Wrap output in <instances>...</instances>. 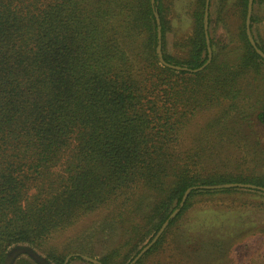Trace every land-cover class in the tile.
Returning <instances> with one entry per match:
<instances>
[{"label":"trees","instance_id":"trees-1","mask_svg":"<svg viewBox=\"0 0 264 264\" xmlns=\"http://www.w3.org/2000/svg\"><path fill=\"white\" fill-rule=\"evenodd\" d=\"M204 2L196 0L184 64L163 51L169 23L158 0L159 24L150 0H0V264L14 250L31 260L20 257L21 263L92 264L84 258L93 256L86 238L67 253L41 257L35 249L110 204L120 223H102L133 242L128 261L135 245L149 235L150 241L167 220L137 264L158 248L194 193L234 189L196 187H264L262 176L234 175L219 164L228 157L204 147L219 131L220 116L199 128L196 146L182 145L191 117L234 99L237 80L261 59L243 31L238 62H217L211 50L196 72L160 64L158 26L167 63H205ZM187 188L183 206L170 216ZM116 251L98 261L122 264Z\"/></svg>","mask_w":264,"mask_h":264},{"label":"rangeland","instance_id":"rangeland-1","mask_svg":"<svg viewBox=\"0 0 264 264\" xmlns=\"http://www.w3.org/2000/svg\"><path fill=\"white\" fill-rule=\"evenodd\" d=\"M158 2L169 23L163 51L185 64L190 53L187 44L193 32L196 0ZM246 8L244 0H209L207 32L217 62L230 65L241 60L246 45L243 38ZM249 26L256 46L264 53V0H252ZM258 61L260 65L247 68L237 80L234 99H222L218 108L195 113L183 134V146H196L199 128L220 116L219 131L210 137L213 141L203 146L216 149L223 158L228 157L219 163L220 166L242 178H264V60ZM231 188L234 189L194 193L174 224L166 230L158 248L137 264H264V192ZM115 213V207L110 204L85 214L73 225L50 235L35 251L41 257L46 252L67 253L86 238L93 253L91 258L98 260L103 253L115 249L114 260L125 264L133 242L125 238L123 231L117 229L114 234L102 223L108 220L119 224ZM134 221H140L139 213ZM149 237L135 248L140 250ZM20 257L31 262L26 254L19 253L11 264H27L21 263ZM69 264L87 263L75 259Z\"/></svg>","mask_w":264,"mask_h":264},{"label":"water","instance_id":"water-1","mask_svg":"<svg viewBox=\"0 0 264 264\" xmlns=\"http://www.w3.org/2000/svg\"><path fill=\"white\" fill-rule=\"evenodd\" d=\"M150 3L152 6V9H153V13H154L156 23L159 24L158 14L156 13V9L154 7V0H150ZM208 5H209V0H205L204 11H203V31H204V38H205L206 51H207V60L205 61V63H203L201 66L194 68V69H190V68H187L185 66H178V65H173V64L167 63L162 57L161 46H160V26H158V29H157L158 42H157V46H156L155 51H156V55H157V58H158L160 64L168 66V67L173 68L175 70L196 72V71L201 70L209 62V59L211 57V48L209 45V36H208V32H207ZM251 6H252V0H247V8H246V16H245V34H246V37L248 39V42L250 43V45L252 46L254 51L264 60V53L256 46V44L253 40V37L251 36V32H250L249 19H250V13H251ZM231 187L256 189V190L264 192V187H262V186L251 184V183H241V182H229V183H224V184L216 185V186H212V187L198 186L196 188H198V189H201V188L221 189V188H231ZM189 191H190L189 188H187L184 191V193L181 197V201L179 203V207L175 208L171 212L170 216H174L179 211V209L183 206V203H184ZM166 225H167V220H165L161 224V226L158 228L157 232L154 234L153 238L150 241H148L146 244H144V246H142L140 248V250L133 256V258L127 264H134L151 247V245L157 240V238L164 231ZM21 252H23V251L22 250L12 251L9 254V256L5 259V264H11L14 256L16 254L21 253ZM68 258H69V255L65 257L64 263L67 261ZM84 258L87 261L91 262L92 264H102L100 261H98L95 258H91L88 256H84Z\"/></svg>","mask_w":264,"mask_h":264}]
</instances>
